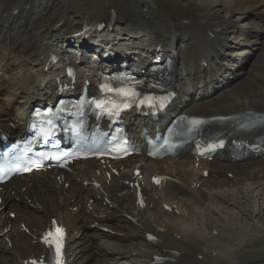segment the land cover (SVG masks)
Masks as SVG:
<instances>
[{
	"label": "bare ground",
	"instance_id": "obj_1",
	"mask_svg": "<svg viewBox=\"0 0 264 264\" xmlns=\"http://www.w3.org/2000/svg\"><path fill=\"white\" fill-rule=\"evenodd\" d=\"M61 1L56 20L41 24ZM59 2L45 0L44 13L30 15L26 24L34 0H0V71L10 74L0 79V129L12 132L8 124L14 122L21 132L29 107L54 97L58 80L66 81L64 41L84 22L97 21L131 37L143 32L145 39L135 45L154 55L175 50L178 103L173 111H264V0ZM248 13L252 17L246 21ZM71 16L79 24L61 28ZM53 53L59 63L50 62ZM148 56L133 61L146 64ZM203 60H209L208 69L201 68ZM136 118L127 120L134 132L136 122H148ZM71 169L0 185V264H23L44 253L39 238L52 218L67 229L68 264H264L262 209L247 205L264 187V156L236 162L227 153L211 161L189 154L153 160L142 154L120 162L87 160ZM216 202L235 208V215L211 219L207 210ZM194 214L201 215L200 221H193ZM108 217L113 221L101 222ZM247 221L250 229L243 228Z\"/></svg>",
	"mask_w": 264,
	"mask_h": 264
},
{
	"label": "rangeland",
	"instance_id": "obj_2",
	"mask_svg": "<svg viewBox=\"0 0 264 264\" xmlns=\"http://www.w3.org/2000/svg\"><path fill=\"white\" fill-rule=\"evenodd\" d=\"M35 1V3L33 4L32 3V5H31V7L29 8V11H28V13H27V11H26V13H27V16L25 17V19L26 18H28L30 15H32L33 17H34V15H36V14H40L41 12H43L44 13V8H43V5H44V1L45 0H34ZM60 0H58V2H59ZM223 1H225V2H229L230 0H223ZM62 3H63V1H61V2H59L58 4H57V6H56V8H54V13L52 14V18L50 19H48V18H45L44 19V17H42L41 19H43V21H42V23L41 24H43V25H48V24H50L51 22H53L54 20H56V18H57V16H58V14H59V12H60V9H61V6H62ZM32 8H35V9H33L34 11H36V13L35 14H32ZM41 9V10H40ZM47 11H49V9L47 10ZM252 17V14L251 13H248V16H247V18H246V21H249L250 20V18ZM29 21H30V19L28 18V19H26V24H28L29 23ZM77 22V19L75 18V17H70V19H69V21L66 23V24H61V28H70V26L71 25H73V24H75V25H77V24H79V23H76ZM70 23H71V25H70ZM68 24V25H67ZM65 25H67V26H65ZM23 27H26L25 25H22ZM114 29H116L117 31H118V29H117V27L116 26H114ZM127 34H128V32H127ZM73 35V34H72ZM71 35V36H72ZM134 36H136V37H134L135 38V41H140L139 39H138V35H134ZM128 37L129 38H132L130 35H128ZM134 41V42H135ZM258 42V41H257ZM256 45H258V43H256ZM134 48H136L137 46L136 45H134L133 46ZM255 51H256V49H253L252 50V52H254L255 53ZM253 54H252V56L250 55L249 56V58H253ZM243 61V60H242ZM14 71V70H13ZM13 73H16V72H13ZM239 74V73H238ZM7 75H10V74H6V75H1L0 74V78H5V77H7ZM244 74H243V72H241V74H239L238 76H237V74H236V79L237 78H239V77H241V76H243ZM219 81V78H217V81L216 82H218ZM261 192H259L258 193V196H255V197H252V199H250V202L249 203H247V205L248 206H250V205H252L253 203L255 204V206L256 207H258V206H260L261 207V209H262V213H261V218H259V221L261 222V221H263L264 222V187H262V189L260 190ZM223 205L221 204V203H219V202H216L215 203V205H211V206H209L208 207V210H207V212L211 215V219H213V220H215V221H217V220H221V221H223V220H227V219H230L233 215H235V208H233V209H229V208H224V207H222ZM200 218H201V215H196V214H194L193 215V221H200ZM258 218V217H257ZM113 221V219H111V218H104L103 220H101V222L102 223H108V222H112ZM258 221V222H259ZM249 223V221H247V222H245L244 224H243V228L245 229V227H247L246 229H250L251 228V225H249L248 224ZM118 260H120V259H118Z\"/></svg>",
	"mask_w": 264,
	"mask_h": 264
},
{
	"label": "snow or ice",
	"instance_id": "obj_3",
	"mask_svg": "<svg viewBox=\"0 0 264 264\" xmlns=\"http://www.w3.org/2000/svg\"><path fill=\"white\" fill-rule=\"evenodd\" d=\"M101 105H97V107H100ZM125 107H127V105H125ZM26 171L28 170V169H25ZM56 231L58 232V233H61L62 234V230L61 229H56ZM49 235H51V233H49ZM46 242H49V241H47L46 240ZM56 254H57V260H56V264H61V245L60 244H57V246H56Z\"/></svg>",
	"mask_w": 264,
	"mask_h": 264
}]
</instances>
